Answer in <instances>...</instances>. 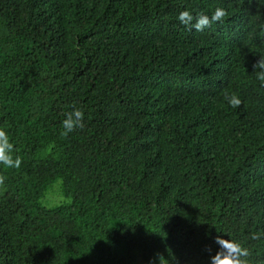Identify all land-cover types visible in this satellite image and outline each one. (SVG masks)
Returning <instances> with one entry per match:
<instances>
[{
	"label": "trees",
	"instance_id": "16d2710c",
	"mask_svg": "<svg viewBox=\"0 0 264 264\" xmlns=\"http://www.w3.org/2000/svg\"><path fill=\"white\" fill-rule=\"evenodd\" d=\"M260 55L264 0H0V264H264Z\"/></svg>",
	"mask_w": 264,
	"mask_h": 264
},
{
	"label": "clouds",
	"instance_id": "9594fccd",
	"mask_svg": "<svg viewBox=\"0 0 264 264\" xmlns=\"http://www.w3.org/2000/svg\"><path fill=\"white\" fill-rule=\"evenodd\" d=\"M228 12L224 8H216L211 16L200 12L196 16L185 10L182 11L178 20L181 24L186 26L191 25L196 31H203L205 28L211 27L214 23H222L227 17ZM195 21V23H193ZM256 78L264 86V55H260V59L253 65ZM228 103L233 107H240L242 100L235 94L225 97ZM84 112L73 107V110L65 114V118L61 122L64 135L75 131L77 128H83ZM15 146L10 141L7 131L0 128V164L6 168L19 169L22 164V159L19 156H14ZM5 183V177L0 175V186ZM253 239H259L258 234H254ZM216 243L219 245V251L210 257L211 264H248L247 257L249 251L247 248L242 247L235 241L223 239L220 236L216 237ZM163 255H159V264H164Z\"/></svg>",
	"mask_w": 264,
	"mask_h": 264
},
{
	"label": "rangeland",
	"instance_id": "374dc122",
	"mask_svg": "<svg viewBox=\"0 0 264 264\" xmlns=\"http://www.w3.org/2000/svg\"><path fill=\"white\" fill-rule=\"evenodd\" d=\"M60 185V182L55 184L53 189L43 199V205H45L46 207H54L56 205H60L62 202H65V199L60 192Z\"/></svg>",
	"mask_w": 264,
	"mask_h": 264
}]
</instances>
